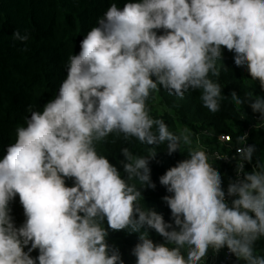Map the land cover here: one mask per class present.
I'll list each match as a JSON object with an SVG mask.
<instances>
[{
    "label": "clouds",
    "instance_id": "1",
    "mask_svg": "<svg viewBox=\"0 0 264 264\" xmlns=\"http://www.w3.org/2000/svg\"><path fill=\"white\" fill-rule=\"evenodd\" d=\"M97 24L68 57L54 95L40 108L28 106L25 126L0 158V264H124L107 242L105 221L113 231L138 233L135 264H206L210 249L225 248L243 264H264L256 248L264 238V160L256 157L257 145H246V133L238 138L237 179L225 192L208 153L191 147L192 130L172 131L148 105L161 87L180 98L200 90L210 112L226 99L248 104L264 126V97L222 95L217 66L226 48L264 90V0H126L123 8L112 3ZM12 35L22 44L30 38L27 31ZM113 133L167 144L169 155L189 148L188 158L159 176L170 193L162 199L171 222L140 203L142 190L156 187L150 169L156 151L134 155L122 148V176L97 148ZM17 195L19 226L10 207ZM149 230L163 242H154Z\"/></svg>",
    "mask_w": 264,
    "mask_h": 264
},
{
    "label": "trees",
    "instance_id": "2",
    "mask_svg": "<svg viewBox=\"0 0 264 264\" xmlns=\"http://www.w3.org/2000/svg\"><path fill=\"white\" fill-rule=\"evenodd\" d=\"M126 0H0V158L6 154V147L16 140V129L25 126L26 109L29 105L40 108L58 90L59 84L66 75L68 57L79 52V42L83 35L93 26H98L97 19L106 9L116 3L123 8ZM27 31L30 38L26 43L15 41L13 32ZM163 34V30H158ZM26 49V50H25ZM221 60L217 66L221 69L218 82L222 86V95L235 92L238 97H246L253 92L264 97L259 81H250L246 69L233 64L234 53L222 49ZM200 90L185 93L183 98L170 95L161 87L158 93L148 100L154 118H163L170 129L179 132L188 127L193 133L211 131L229 135L231 144L238 145L239 135L259 117L253 113L248 104L236 106L230 100H222L220 111L216 113L206 109L200 100ZM257 122V121H256ZM213 148L226 149L215 137H205ZM248 141L257 145L256 157L264 160V128H254L249 132ZM127 147L134 155H148L156 151L150 162L151 179L156 184L154 189L145 187L142 190L143 200L140 203L147 208L155 209L163 215L165 221L171 222L170 209L162 199L166 188L159 184V176L175 166L178 161L188 158L189 148L183 146L173 155L167 152V144L154 146L141 144L136 138L125 139L123 133L111 134L106 142L97 145L100 154L107 156L123 176L119 163L125 157L122 148ZM192 147V146H191ZM194 148V147H192ZM196 149V148H194ZM214 164L213 167L222 174L223 185L235 172L234 164ZM253 164L248 163L251 171ZM140 187L139 182L132 181ZM73 186V180L67 181ZM17 226L23 220V208L17 195L10 205ZM254 215V214H253ZM107 242L117 248L124 264H135L130 256L132 248L138 241V233L113 231L108 228ZM154 242H163V238L154 230H149ZM257 252L264 254V238L257 242ZM27 249L25 248V251ZM38 256V250L31 254ZM227 264H243L236 258Z\"/></svg>",
    "mask_w": 264,
    "mask_h": 264
},
{
    "label": "built area",
    "instance_id": "3",
    "mask_svg": "<svg viewBox=\"0 0 264 264\" xmlns=\"http://www.w3.org/2000/svg\"><path fill=\"white\" fill-rule=\"evenodd\" d=\"M255 120L252 124H250L248 129H245L242 134L239 135V137L243 136L245 133L247 134V140H246V145H251L248 141V136L249 132L254 129V128H264L262 126V122L259 121V117H254ZM257 121V122H256ZM196 136L197 142L196 144L200 143L199 138H205V137H215L219 141V144H222L226 147V149H218V148H213V147H208L207 144L203 145L202 148H197V149H203L205 150L208 155H209V162L210 163H216V164H234L236 167V160L234 157L236 156V149L239 145H233L231 144V138L229 135L221 134V133H215L211 131H202L200 134L194 133ZM248 162H245V170L249 171L247 168ZM237 179V174L236 171L234 172L232 178L230 180ZM230 180L223 185V188L225 192H227V187L229 185ZM229 201L234 198H228ZM234 259V256L228 253L227 249H222L218 254L212 253L211 249L209 250V256L206 260V264H227L229 261H232Z\"/></svg>",
    "mask_w": 264,
    "mask_h": 264
},
{
    "label": "crops",
    "instance_id": "4",
    "mask_svg": "<svg viewBox=\"0 0 264 264\" xmlns=\"http://www.w3.org/2000/svg\"><path fill=\"white\" fill-rule=\"evenodd\" d=\"M193 139H195V141L197 142L196 139H198V138H196V136L194 135ZM199 140H200V143H198V145H199L200 148H202L203 145H206L207 143H209L205 138H199ZM210 145H207V146L211 147Z\"/></svg>",
    "mask_w": 264,
    "mask_h": 264
},
{
    "label": "rangeland",
    "instance_id": "5",
    "mask_svg": "<svg viewBox=\"0 0 264 264\" xmlns=\"http://www.w3.org/2000/svg\"><path fill=\"white\" fill-rule=\"evenodd\" d=\"M192 147H194V148H196V149L199 148V145L196 144L195 139H193ZM130 256L134 259V262H135V261H136V257H135L134 255H132V252L130 253Z\"/></svg>",
    "mask_w": 264,
    "mask_h": 264
}]
</instances>
